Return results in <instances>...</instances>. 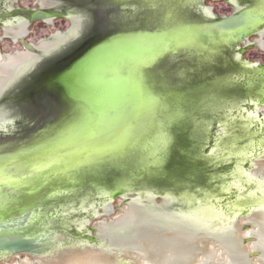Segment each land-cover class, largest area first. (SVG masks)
I'll return each instance as SVG.
<instances>
[{
	"label": "rangeland",
	"instance_id": "1",
	"mask_svg": "<svg viewBox=\"0 0 264 264\" xmlns=\"http://www.w3.org/2000/svg\"><path fill=\"white\" fill-rule=\"evenodd\" d=\"M90 2L91 0H20L19 4L15 5L16 9L18 6L38 8L39 5L55 11L71 9L73 12L68 11L69 15L74 13L72 15L90 18L93 15L95 21L93 20L94 23L85 37L83 35L79 39L71 40L72 45L76 43L69 52L44 61L42 70L35 71V75L27 83L13 85L0 101V153L18 149L38 138L59 118L57 102L53 95L41 87V82L34 86L33 92L37 94L35 93L36 96L32 100H28L24 95L25 88L30 90L29 85L34 78L43 74L42 79L67 64L76 55L73 53L79 52L90 40L117 32L120 28L128 29L140 11L139 6L106 8L102 4L90 5ZM245 5L242 0H216L208 2L205 6L193 7L192 14L196 20L210 21L216 17H230ZM5 7L0 5V15L5 12ZM73 21L75 24V19ZM47 22L36 23L31 27L32 33L27 41L37 47V52L32 54L18 53L23 51L22 47L12 45L10 39H4V33L0 29L1 64L6 60L7 54H14V59L6 61V64L15 70L0 68V97L22 71L38 58V53L48 54L76 34V25L73 26L68 19ZM79 23L81 28V22ZM5 29L12 33L16 41L21 34H26V23L19 22L12 27L6 26ZM7 32L5 35L9 34ZM80 32L81 30L78 35ZM241 49L246 51L241 53ZM178 58L179 56L167 55L148 71L152 83H159L177 92L180 98H185L183 106H180L184 112L183 119L172 130L173 156L165 168H160L163 171L178 172L180 182L173 183L167 175L160 179L139 178V186L130 192L131 198L113 200L107 191L91 187L75 190L64 199H46L41 206L43 215L33 224V229L39 234L48 229L49 238L45 240L48 243L47 249L32 255L7 257L12 260L1 257L2 264H36L35 256L45 257L56 253L62 247L80 244L107 249L116 254L124 250L126 253H138L139 247L136 243H139V240L164 242L169 248V254L171 253L164 264H173L177 261L178 253L183 251L182 243L178 240L180 233H189L192 236L189 244L192 260L198 261V264L229 263L228 255L222 251L217 239H221L226 246L245 247L251 262L249 264H264L256 249L258 243L264 246V207L254 208L246 217L241 218L236 217V212L227 214L220 211L221 206L244 209L245 206L240 202L245 197L257 194L264 196V164L258 167L264 162V105H259L256 97H242L243 102L238 101L240 103L236 105L239 97L231 96L227 97L226 101L219 100L216 105L210 107L211 101L216 100L213 87L234 88L247 76L239 73V68L252 69L264 65V28L237 47L225 49L222 54L214 57V63L198 68V77L195 80L194 69L189 71L192 79L187 80L184 73L178 70ZM168 71H173L172 78H161V74ZM195 81L212 87L198 93L202 100H195V96H190L195 85L192 83ZM122 87L124 100L128 90ZM255 90L256 88H253L251 93ZM14 93L15 97L11 98ZM147 102L153 103V100ZM121 103L123 104V101ZM218 105L220 106L217 107ZM201 110L203 111L200 114ZM197 121L201 125L200 129L199 126L197 128L201 132L198 137L195 130ZM189 158L193 162H200L203 169L197 170V174L188 173L187 177H182L187 173L184 170L191 166ZM198 179L201 184L197 182ZM109 203L112 207L107 213L106 205ZM210 206L216 208L215 212ZM31 207L29 204L27 210L32 209ZM257 211L263 212L261 220L250 223L248 216ZM86 226L97 229V233L92 234L99 238V243H89L81 238ZM233 228L237 230L238 242L231 233ZM24 231L27 235H32L33 230L32 227H27ZM58 238L60 239L57 240ZM203 253L206 259L203 258ZM207 255L211 257L209 261Z\"/></svg>",
	"mask_w": 264,
	"mask_h": 264
},
{
	"label": "water",
	"instance_id": "2",
	"mask_svg": "<svg viewBox=\"0 0 264 264\" xmlns=\"http://www.w3.org/2000/svg\"><path fill=\"white\" fill-rule=\"evenodd\" d=\"M110 1L113 5H122L123 7L139 6L140 11L132 21L133 24L129 25L128 29L119 30L109 37L95 41L90 44L83 53L78 55L75 60L64 65L62 69L52 72L48 77L47 87L49 92L56 97L57 109L60 113L58 120L38 138L22 145L18 149L0 153V256L19 257L32 255L47 249L48 243L44 241V233L40 232L39 234L33 229L32 235H23L18 231L19 229L27 228L28 224H30L35 216L42 217L41 206L46 199L52 197L64 199L70 196V193H73L75 190H85L91 187H97L100 190L107 191L113 200L131 198L132 195L130 192L135 187L139 186V178L144 180L160 179L167 175L168 178L174 181L173 183L176 184L180 182L179 179H181V177H179L178 172L173 170L163 171L160 169V171L157 172V169L156 171H150L149 174L148 172L146 173V171L138 172L136 171L137 169L129 171L134 159L136 157L139 159L138 152H131V149L123 150L120 159L114 161L115 163L113 165H105V167L113 171L112 173L114 174L104 180L98 178L92 179V175L94 174H89V172L93 170L86 169L83 173L74 172L73 174L70 172L68 173L69 175L64 173L57 176L53 175L46 180L47 182L43 186L29 181V161L41 159L40 154H44L50 150L51 144L55 145V141L57 140H54L53 137H57L60 132L70 125L81 126L86 129L87 133L94 136L98 127H104L106 123V121L101 118L107 117L110 114H116V111H122L121 102L123 101L122 94L124 90L122 83L119 81H104L99 75L93 76L90 72V62L94 60L92 57L94 58L97 52L109 45L117 43L118 40L122 41L126 38H133L144 34L155 35L163 32H171L173 34L176 31L183 30L189 32L191 29L198 28L193 27L194 25L205 26L209 30L208 34L204 36L197 35L190 41H183L176 49L177 51L168 48L165 52L168 55H173L175 57L179 56L177 65L180 69L178 70L184 73L186 80L189 78L192 79L189 71L194 69L195 74H193V80H195L198 77L196 76L198 68L214 63V57L222 54L225 49L237 47L245 41H248L251 36L264 28V12L258 11L264 8V0H244L246 3L244 8L238 10L232 16L210 21L196 20L192 14L193 7L198 5L203 6L210 0ZM46 17L44 13L39 12L35 14L33 21L43 20ZM24 45L31 49V46L26 43H24ZM238 72L247 75L244 81L231 89L213 87L214 89L212 91H214L213 94H215L216 100L211 101L212 105L210 107L214 104L216 105V102L219 100L223 99L226 101L231 96L239 97L236 105L243 102L242 97H256L258 99V104L264 105L263 92L258 95L259 97L251 93L253 88L264 89V87L258 86V82L260 83L259 80L264 78V65L252 69L239 68ZM130 73L131 71L128 73V76H130ZM253 73H257L258 75L256 74L255 77ZM172 74L173 71L161 74V78H172ZM136 77H138V79L142 77L141 72H137ZM192 84L195 85L193 87V93L190 96H195V100L198 98L202 100L201 97H198L199 92H204L212 88L205 84L197 83L196 81ZM129 85L131 93L134 91L137 103V107L135 108L136 112L133 111L129 117V120L133 122L138 112L139 115L140 112H142L143 103L141 101L144 99L145 93L144 88H141L139 84L137 85L136 83L129 82ZM128 92H130L129 88ZM131 93L129 94L132 97ZM203 110H201L200 114ZM92 117H94V119ZM200 119L201 118H199V120ZM198 121L196 122L195 129L197 131L196 137L201 134L200 130L197 129L198 126L199 129L201 128ZM119 136L121 137L122 135ZM126 137L125 140L129 139L128 136ZM64 138H67V143H71L69 145L71 147L74 144L80 145L83 143H90V141L82 142V137L80 135L67 136ZM75 140H77V142H75ZM120 140L121 138L119 139L118 137L115 144L119 143ZM172 142L169 156L159 168L163 166L165 168L169 159L173 156L172 150L174 140H172ZM189 159L191 160V158ZM199 163L191 160L190 168L184 170L187 171V173L182 177H187L186 175L188 173L192 175L197 174V170L200 168L203 169L202 165ZM125 171H127V175H130L132 181L130 179H126L123 182L117 181ZM94 176H96V174ZM7 180H20V182L18 184H13L8 183ZM197 182L200 183V180L198 179ZM182 185H184V183H182ZM240 203L245 206L244 209L238 210L230 205L232 206L231 208L221 206L220 211H224V213L226 212L227 214H234V212H236V217L238 218L246 217L252 209L264 207V196L259 194L247 196ZM29 204L32 205V209L27 210ZM210 207L215 212L216 208L213 206ZM58 211H60V209H58ZM53 215H56V213H53ZM36 223L34 222L33 224ZM47 231L48 229L44 232L47 233ZM92 233H97V229L86 226L81 234V238L86 239L89 243H99V238Z\"/></svg>",
	"mask_w": 264,
	"mask_h": 264
},
{
	"label": "bare ground",
	"instance_id": "3",
	"mask_svg": "<svg viewBox=\"0 0 264 264\" xmlns=\"http://www.w3.org/2000/svg\"><path fill=\"white\" fill-rule=\"evenodd\" d=\"M258 11L264 12V8ZM193 27L198 28L191 29L189 32L183 30L176 31L173 34L171 32H163L155 35L144 34L142 36L126 38L122 41L118 40L117 43L109 45L97 52L94 58L92 57L94 60L90 62L91 74L93 76L99 75L104 81H119L125 89L127 88L128 90L129 88L130 90L123 100L124 109H122V111H116V114H110L107 117L101 118L105 120L106 123L104 127H98L94 136L102 135L107 137L106 144L102 149L97 150L90 149L89 144L86 143L80 145L74 144L71 147L69 146L71 143L66 142L67 138L57 140L55 141V145H50V150L44 154H40L41 159L29 161V181L43 186L47 182L46 180L53 175L57 176L62 173L68 174L70 172L73 174L74 172L83 173L86 169L93 170L89 172V174H96V176L92 175V179L98 178L104 180L114 174L112 173L113 171L109 170L105 165H113L115 163L114 161L120 159L123 150L129 149H131V152H138L139 155V159L136 157L134 162L131 163L129 171L137 169L136 171L138 172L146 171V173H150V171L160 169L159 167L169 156V151L172 148V140H174L172 130H174L176 126L181 123V119H183L184 112L181 111L180 106H183L185 98H180L177 92L171 91L159 83H152L148 70L154 67L160 59L168 55L165 53L168 48L177 51L176 49L183 41H190L197 35L204 36L209 33V30L205 26L195 25ZM167 65H169L168 62ZM130 71V76H128ZM137 72H141L142 77H139V79L136 77ZM256 74L257 73H253V76L256 77ZM259 81L260 83L258 82V86L263 88L264 78H261ZM129 82L136 83L137 85L139 84L141 88H144L145 93L144 99L141 101L143 103L142 112H140V115L138 112L133 122L129 120V117L133 111L136 112L135 108L137 107V103L136 99L133 100L134 91L131 93ZM261 92L264 93V89L256 88L254 93L259 97L258 95H260ZM129 93L132 94V98ZM263 93L262 95H264ZM147 100H153V103H148ZM92 118L94 119V117ZM119 135L122 136L120 137ZM126 136H128L129 139L125 140V138H127ZM118 137L119 139L121 138V140L119 143L115 144ZM75 142H77V140H75ZM262 164H264V162L257 165L260 167ZM126 173L127 171H125L124 174ZM124 174L117 181L123 182L131 178L129 174ZM7 182L18 184L20 180H7ZM262 213L263 212L260 211L252 212L248 216L249 222L253 223L261 220ZM39 218L40 216H35L30 224H28V228L32 227L33 230V223H36ZM24 229L22 228L18 231L23 235H27ZM49 233V231L44 233V241L49 238V236H47ZM231 233L235 237V241L238 242L236 228H233ZM254 235L256 234L254 233ZM179 239L182 244L186 245L190 242L192 236H180ZM217 242L218 245L221 246L222 251L228 255V264L251 263L245 247L241 245L226 246L221 239H217ZM206 245L209 247L208 244ZM147 249L149 251V258L152 260L153 264H164V261L169 257V248L166 245L155 242L152 246L147 247ZM256 249L260 253L261 261L264 263V246L258 243L256 244ZM190 252L192 253L191 250L182 253L178 264H196V262L192 260V257L189 256ZM1 257L2 259H6L11 256L2 255L0 258ZM115 257V254H108L101 248L80 244L71 247H62L51 255L45 257L35 256L34 258L36 264H116ZM122 257V259L130 261L133 264H146L143 253L141 252H128ZM207 259L208 261L211 259L210 255H207ZM2 263L3 262L0 261V264Z\"/></svg>",
	"mask_w": 264,
	"mask_h": 264
},
{
	"label": "flooded vegetation",
	"instance_id": "4",
	"mask_svg": "<svg viewBox=\"0 0 264 264\" xmlns=\"http://www.w3.org/2000/svg\"><path fill=\"white\" fill-rule=\"evenodd\" d=\"M211 1H216V0H210L208 2H211ZM222 1L224 2L225 0H222ZM19 2H20V0H0V5L3 6V7L6 6L5 9L6 10L8 9V11L5 10V12L2 13V15H0L1 16L0 18H2L1 19L2 21H0V29L4 33V39H6V38H7V40L10 39L9 41L11 42L12 45H19V46L22 47L23 51L22 52H18V53H30V54H32V53L37 52V47L34 44L29 43L27 41L28 36L32 33L31 32V27L34 24H36V23H48L47 21H49V20H52L51 23H54L58 19H68V20H70L73 23V26L76 25L77 31H76V34L74 33L69 40H67L66 42L62 43L54 51L49 52L48 54H44L43 52L38 53V58L35 61H32L31 64H29L26 67V69H24L22 71V73L14 80V82L12 83V85L6 90V92L2 95V97H0V101L2 99H4L5 95L10 91V89L13 87V85H16L18 83L20 84L21 82L27 83V81L31 80L30 78H32L33 75H35V73L37 71H40V70L43 69L41 66L43 65L44 61L50 59L52 56H55V55H58V54L59 55H61V54L64 55L66 52H69L71 50V47L76 43L75 42L72 45L71 40H73L75 38H78L79 39L83 35H84L83 37H85V35L90 30V26L94 23L93 22V20H94V16L93 15H92V18H90L88 16H82V15H80V16L72 15L74 13H72V14L69 15L70 12H73V11H70L71 9L70 10L68 9L67 11H55V10L48 9L47 7H42V5H39L38 8H30V7H20V6H18L17 9H16L15 5L19 4ZM208 2H206L203 6H205ZM242 2L245 3L244 0H242ZM111 3L112 2L110 0H91V2L89 4L90 5L102 4L106 8H108V6H113V7H117V8L123 7L122 5H116V4L113 5ZM58 6L59 5L57 4L56 7H58ZM9 8L10 9L12 8V9L9 10ZM68 11H70V12H68ZM39 12L44 13L47 17L45 19H43V20L33 21V17L35 16V14H37ZM73 19H75V24H74ZM219 19H222V18L216 17L214 20H219ZM19 22L26 23V34L25 35L24 34H21L20 38H18L15 41L14 40V37L12 36V33H10V31L7 32L6 29H5V27L6 26H9V27L10 26L11 27L12 26H15ZM79 22H81V28H80V23ZM124 27H126V26H124ZM120 29L123 30L122 28H120ZM79 30H81L80 35H78L79 34ZM6 32L9 33V34H6L5 35ZM114 33H116V32H112V33H109V34H105V35H103L101 37H97L96 39L90 40L88 43H86L85 46L82 47V49L79 52L77 51L76 53H73L74 55L75 54L76 55L69 62L75 60L76 57L78 55H80L81 53H83L88 48V46L90 44L94 43L97 40H100V39L109 37V36H111ZM24 43H26L27 45L31 46V49L27 48L24 45ZM241 50H242V53L246 51L245 49H241ZM13 55L14 54H7V57L5 58L6 60L3 61L2 64H1L2 61H0V68H2L4 70H8V71H10V70L15 71V70H13L14 67H12V66L9 67V65L6 64V61H9V60H13L14 59V56ZM62 68H63V66L60 67V68H58V69L53 70L52 72H54L56 70H60ZM52 72L49 75H51ZM42 75L43 74H40V76L38 78L36 77L37 79L34 78L32 84L29 85V87H30L29 89L30 90L27 91V88H25L24 95L27 97L28 100H30V99L32 100V98L34 96H36L35 93L37 94V92H35V91L33 92L34 86H37V84H39L40 82H41L40 84L42 85L41 87L44 88V90L48 91L49 94H51L49 92V90H48V87H47L48 86L47 84H48V77H49V75H46V76H44L41 79ZM31 85H33V86H31ZM31 87H33V88L31 89ZM25 91H27V94H25ZM14 97H15V93H14V95L11 98H14ZM53 97L56 99L55 96H53ZM111 207H112V204L111 203H109V204L106 205L107 213L111 211ZM181 235L182 234L180 233V236ZM189 235L190 234L187 233V234H183L182 236L183 237H188ZM178 240L181 243V240L180 239H178ZM155 242L156 241H153V240H139V243L138 242L136 243L137 244V247H139V252L143 253V258L146 261V264H148V263L153 264L152 260L149 258V251H148L147 247L152 246V244L155 243ZM161 242H158L157 241V243L164 245V242L163 243H161ZM190 242H191V239H190ZM190 242H188V244H186V245L182 244L183 251L181 252V254L184 253V252H186V251H190V248H191L190 245H189ZM88 246H90V245H88ZM205 246H206V244H205ZM93 247H95V246H93ZM102 250H104L108 254H115L116 255V257H115L116 258V264H133L130 261H126V260L122 259L123 258L122 256H124L126 254V252H127L125 250L122 251V252H125V253H122L121 252L120 254L112 253V252L108 251L107 249H102ZM174 252L175 251H173V253ZM170 254H169V256H170ZM181 254L178 253V257H177L176 263H179ZM189 256L192 257L191 252H190ZM203 258L206 259V256L204 255V253H203ZM195 262H196V264H198V261H195ZM176 263H173V264H176ZM91 264H95V263H91Z\"/></svg>",
	"mask_w": 264,
	"mask_h": 264
},
{
	"label": "snow or ice",
	"instance_id": "5",
	"mask_svg": "<svg viewBox=\"0 0 264 264\" xmlns=\"http://www.w3.org/2000/svg\"><path fill=\"white\" fill-rule=\"evenodd\" d=\"M80 135L82 142H89L90 149L100 150L107 142V137L104 136H92L87 133L86 129L78 125H70L59 133L57 137H53L54 140H59L67 136Z\"/></svg>",
	"mask_w": 264,
	"mask_h": 264
}]
</instances>
